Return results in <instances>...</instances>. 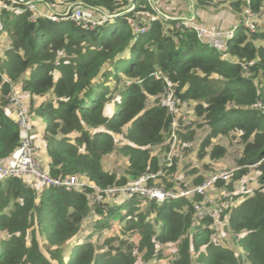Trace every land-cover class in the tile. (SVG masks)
Listing matches in <instances>:
<instances>
[{"label": "trees", "instance_id": "1", "mask_svg": "<svg viewBox=\"0 0 264 264\" xmlns=\"http://www.w3.org/2000/svg\"><path fill=\"white\" fill-rule=\"evenodd\" d=\"M25 1L0 0L10 45L0 61V160L20 141L17 123L4 111L11 91L4 75L31 97L46 96L36 106L31 101L28 111L43 122L49 162L40 161L49 175H75L103 188L163 168L158 154L150 151L169 144L171 117L159 102L165 82L153 76L158 72L209 126L201 151L213 137L240 131L243 149L236 163L241 168L231 180L246 171V165L256 164L259 174L256 187L235 197L231 180L217 183L231 191L220 217H226L236 236L238 252L212 241L213 217L192 224V202L198 196L157 202L132 195L90 205L94 190L88 185L66 189L5 178L0 181V231H5L0 264H136L138 255L148 263L160 261L164 252L159 246L169 243H177L170 264H193V253L197 264H264V26L250 31L238 21L220 50L198 39L192 29L176 28V20L158 16L148 0H59L61 7L80 1L113 15L89 30L56 14L31 18ZM36 1L48 13L44 2L52 9L58 5L57 0ZM262 1L251 0V9L257 11ZM217 2L227 1L197 0L200 5ZM227 4L241 20L242 2ZM127 17L149 23V28L135 33ZM249 61L251 75L246 76L241 63ZM149 98L153 101L147 105ZM257 101L261 109L253 107ZM186 133L179 135L192 138V130ZM119 135L125 140L121 145ZM113 152L126 157L120 175L103 167L104 157ZM224 153L225 148L214 144L210 157ZM202 179L197 175L192 184ZM91 215L94 231L114 230L101 244L90 235L80 237ZM129 230L137 240L126 239Z\"/></svg>", "mask_w": 264, "mask_h": 264}, {"label": "built area", "instance_id": "2", "mask_svg": "<svg viewBox=\"0 0 264 264\" xmlns=\"http://www.w3.org/2000/svg\"><path fill=\"white\" fill-rule=\"evenodd\" d=\"M41 1V0H38ZM132 2V0H130ZM152 8L157 12L158 16L165 19L176 20L175 27H186L192 29L198 39L215 46L220 50L226 48L227 40L232 36L233 30L237 24L225 28H213L200 23L195 18L193 13L197 0H187L189 3L188 10L190 14L175 17L171 14L163 13L158 8L159 0H148ZM227 2L241 1L242 12L241 20L239 21L250 31L255 30L258 25L256 22L264 21V1L262 6L254 11L250 7L251 0H225ZM26 9L31 13V18L37 15L52 16L50 13L42 11L38 6L36 0H27L24 3ZM2 5L0 4V7ZM45 8L52 9L49 4H43ZM132 3L128 10L132 8ZM54 14V13H53ZM57 16L69 18L73 20L81 29L89 30L105 22L106 19L113 17L107 11L94 8L84 2H73L62 7L61 13H56ZM92 17V18H90ZM127 23L131 26L135 33H144L149 28V23L139 24L135 18L127 17ZM3 16L0 12V41L5 37ZM4 49L10 47L4 42ZM253 64V61L248 63H241L242 73L250 76L251 72L248 67ZM153 76L157 79H163L165 82L164 90L159 96L161 105L167 108L170 114V128L168 131V147L167 156L164 161L163 168L156 171H146L138 177L129 180L122 185H110L103 188L95 186L93 182L79 180L75 175H68L63 178L53 177L42 168L40 159L37 156V148L32 133V115L28 111L24 96L19 89L11 83L6 76L3 75V80L8 82L11 87L10 94L6 95L7 103L4 111L7 115L13 116L20 131V141L18 146L11 152L8 158L0 160V181L8 177H19L28 185H54L63 186L66 189L73 187H83L88 185L93 188V194L89 195V204L97 203H116L119 199L128 198L132 195L141 196L145 199H152L157 202H162L166 199L172 198H188L192 199L194 196L200 197L199 200H193V225L201 221L204 217L211 216L215 218L216 215L214 206L218 200H223L231 194L224 186H218L217 183L222 181L228 183L234 172L233 169H223L210 173L204 177L201 182L195 184H180L174 183L172 186H167L165 178L167 177V169L172 165L174 151L177 148L179 141V134L186 132L187 127L191 124V118L188 116L190 101L182 99L174 90L173 84L158 72H153ZM254 108H262V104L257 101L253 104ZM192 110V106L190 107ZM193 112V111H192ZM34 180V182H33ZM233 193V192H232ZM118 197V198H117ZM223 204L220 208L219 214L228 205ZM220 218V215H219Z\"/></svg>", "mask_w": 264, "mask_h": 264}, {"label": "rangeland", "instance_id": "3", "mask_svg": "<svg viewBox=\"0 0 264 264\" xmlns=\"http://www.w3.org/2000/svg\"><path fill=\"white\" fill-rule=\"evenodd\" d=\"M58 5H55L53 9H48L50 14H56L62 12L61 3L57 0ZM264 1V0H263ZM173 0H169L168 3H172ZM222 3V2H217ZM213 5V4H209ZM65 6V5H64ZM158 8L160 9L159 3ZM161 10V9H160ZM162 11V10H161ZM163 13L170 14L169 10L162 11ZM149 14V13H146ZM150 15V14H149ZM173 15V14H171ZM239 15V12H238ZM175 16V15H174ZM240 18V15L238 16ZM92 18V17H90ZM264 23V21H263ZM258 27H261V22H256ZM230 27V26H228ZM4 41H0V58H2L4 53ZM152 99L147 101V105L152 103ZM192 104L195 101H191ZM191 106H189L188 116L191 118V124L187 127L186 132L193 131L192 138L186 139L182 135L179 136L178 146L174 151L173 155V168L167 173V177L165 181H171V185L178 182L180 184H191L194 177L200 175L201 177H207L210 173L216 172L223 169H235L234 172L238 171L241 166L238 165L237 158L240 156L242 149H243V142L240 138V131H230L228 134H221L216 137L212 138V142L210 145L205 146L203 151H201L200 144L202 140L205 138L207 133L209 132V126L203 121V119L197 116L194 112H192ZM125 128V127H124ZM184 132V135L185 133ZM186 133V134H187ZM117 138V145H121L125 142L124 137L119 135ZM39 144L40 141H38ZM38 143L36 141L37 147V154L39 155ZM214 144H218L221 147L225 148V153L216 158L210 157V151ZM161 145H155L150 147V151L154 154H158V158L160 160V164L164 165L166 156H167V148L163 147L160 149ZM103 167L106 170L113 171L120 175L124 172V168L126 167V157L121 153L113 152L108 154L104 157L103 160ZM246 171H244L239 177H232L231 180V190L233 191V197L238 196L239 194L251 191L254 187L257 186L258 181L257 177L259 174V170L256 168V164L254 165H246ZM34 182V180H33ZM118 198V197H117ZM119 200V198H118ZM118 202V201H116ZM225 204V199L218 200L216 205L214 206V210L216 215L214 216V221L211 225L213 228V234L211 236L212 241L221 243L223 245L229 246L233 251L238 252L240 248L236 243V236L234 233L229 229L226 217L219 218V211L221 206ZM224 205V206H225ZM94 216L91 215L87 220L86 223L83 225V228L80 232V237L85 238L87 235H90L89 238L92 239L97 244H101L106 234L114 233L108 229H104L105 232L94 231L93 226ZM110 235V234H108ZM126 239L128 240H137L138 238L135 237V232L133 230H129L126 234ZM163 249L164 256L157 261L156 259L152 262L145 263L141 259L140 255H138L136 264H170L171 261L175 258L177 252V243L167 244V245H160ZM194 252V250H191ZM44 252V250H43ZM195 258H192L193 264L196 263V254L193 253Z\"/></svg>", "mask_w": 264, "mask_h": 264}, {"label": "crops", "instance_id": "4", "mask_svg": "<svg viewBox=\"0 0 264 264\" xmlns=\"http://www.w3.org/2000/svg\"><path fill=\"white\" fill-rule=\"evenodd\" d=\"M169 0H159V6L160 9L163 11L169 10L171 13L175 15V17L181 16V15H187L190 14L191 11L188 10L189 3L187 0H173L172 3H168ZM213 5H200L195 4L193 13L195 14L196 20H198L200 23L205 24L209 27L213 28H225L228 26H233L237 24L239 21V15L236 11H234L227 2L225 3H211ZM158 5V4H157ZM146 20H148L146 18ZM261 24L260 26H264L263 20H260ZM4 42L8 44V41L6 37L3 38ZM3 57V56H2ZM223 57L228 58L230 60L235 61L236 59L233 57H230L226 54L223 55ZM2 58H0V61ZM15 87L21 91V93L24 96L25 103L27 107L30 106L31 101L33 102L34 106L38 105L42 100L45 99L46 96H30L28 93L22 92L20 86L18 83H14ZM152 98H149V100ZM111 106H107L106 111L110 112ZM13 117V116H11ZM32 133L34 136V141L36 144V141H40L41 144L38 143V149H39V155L37 154L38 158L43 160L45 164H48L49 159L45 152V142L43 139V122L38 118L34 117L32 119ZM37 148V147H36ZM104 160V159H103ZM84 181H87L86 179ZM192 183V182H191ZM233 192V191H232ZM247 192V191H246ZM5 235V231H0V239ZM164 256V253H163ZM162 256V257H163Z\"/></svg>", "mask_w": 264, "mask_h": 264}]
</instances>
